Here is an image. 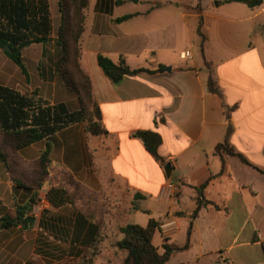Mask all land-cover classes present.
<instances>
[{"label":"crops","instance_id":"obj_1","mask_svg":"<svg viewBox=\"0 0 264 264\" xmlns=\"http://www.w3.org/2000/svg\"><path fill=\"white\" fill-rule=\"evenodd\" d=\"M114 1L90 0L81 40L80 65L106 133L93 135L74 124L19 152L0 135L15 177L33 179L46 144L51 161L49 181L30 214L33 226L0 231V264L78 263L94 248L96 260H115L124 256L117 247L120 229L145 227L150 219L169 224V235L158 231L153 240L159 252L164 242L176 247L165 264H264V4L250 9L218 2L210 8L206 0H153L139 11L127 7L130 0ZM49 6V41L22 51L28 77L0 50V85L37 91L50 105L74 111L77 98L57 73V0ZM127 15L133 17L116 22ZM185 51L190 57L182 59ZM99 54L116 63L124 59L131 69H165L114 84L98 65ZM210 77L219 93L208 89ZM229 126V143L251 166L216 154ZM146 131L160 135L158 154L169 174L137 137ZM207 181L201 199L213 204L194 215L195 188ZM170 185L178 187L176 196ZM29 197L0 158V219L15 215L16 203ZM107 243L116 258L115 251L105 253Z\"/></svg>","mask_w":264,"mask_h":264},{"label":"trees","instance_id":"obj_2","mask_svg":"<svg viewBox=\"0 0 264 264\" xmlns=\"http://www.w3.org/2000/svg\"><path fill=\"white\" fill-rule=\"evenodd\" d=\"M127 1L115 0L114 3L123 5ZM57 3L61 21L56 43L62 52L57 73L66 88L76 96L79 106L77 110L70 111L63 105H50L39 97L37 91L21 92L0 85V135L3 136L4 143L14 152L48 140L59 131L74 124H84L93 135L99 136L106 133L101 124L100 109L92 93L91 80L80 65L81 40L86 24L85 13L90 0H57ZM223 3H240L255 9L263 5L264 0H223ZM132 17L133 15H127L117 19L116 22H123ZM202 22L201 18L198 34L201 37L200 48L203 53L206 37L201 31ZM52 30L49 0H0V50L20 68L26 78L28 72L22 55L23 49L33 44L47 43ZM6 47L10 49L9 52L5 51ZM97 61L104 74L114 84L120 83L128 76L140 73L156 74L165 69L164 66H159L157 70L131 69L124 59L116 63L102 54L98 55ZM208 89L213 93H219L218 86L211 77L208 79ZM231 130L229 126L224 143L218 144L215 148L216 154L222 158L223 156L237 157L245 165L251 166L229 143ZM137 137L146 150L166 169L169 164H164L158 154V148L162 142L160 135L146 131L138 133ZM0 158L6 164L15 187L30 193L26 202L16 203L15 215L8 214L0 219V231L17 225H21L23 229H30L34 224V218L30 214L38 200L39 192L49 181L50 146L46 144V149L38 158L33 179L30 182L13 175L12 166L7 162L1 148ZM208 184L209 181L195 188L198 197L194 215L202 206L213 204L211 201L201 199ZM158 231L160 232V226L154 219H150L145 227L137 224L122 227L120 229L122 239L117 243V247L124 253L122 264H165L176 247L164 242L163 251L159 252L153 241ZM188 245L187 243L183 249H186ZM97 250L94 248L87 251L82 260L83 264H93Z\"/></svg>","mask_w":264,"mask_h":264},{"label":"rangeland","instance_id":"obj_3","mask_svg":"<svg viewBox=\"0 0 264 264\" xmlns=\"http://www.w3.org/2000/svg\"><path fill=\"white\" fill-rule=\"evenodd\" d=\"M130 1H132L133 4L130 3L129 6H127V7H129V9H138L139 11H144L145 9L149 8L148 7V2L149 1H153V0H139V3L136 4V6H135V1L136 0H130ZM157 2H158V0H157ZM205 2H204V5L208 4V6L210 8H212L218 2L223 3V0H206ZM197 35H199V34H197ZM100 244H102V243H100ZM108 245H109V243L106 244L105 253L106 254H108V253L111 254L113 251H115V258H116L117 257L116 256L117 255L116 250L115 249L113 250L112 248L107 249ZM122 259H123V254L118 256V258H116L115 260H109V261H107V260H103V261L95 260L93 264H122ZM33 262H34V264H83L84 261H78V263L77 262L76 263L63 262V261H60L58 263H54L52 261H49L48 259H46V260L42 259V260H36V261L34 260Z\"/></svg>","mask_w":264,"mask_h":264},{"label":"built area","instance_id":"obj_4","mask_svg":"<svg viewBox=\"0 0 264 264\" xmlns=\"http://www.w3.org/2000/svg\"><path fill=\"white\" fill-rule=\"evenodd\" d=\"M181 57H182V59H187V58H189L190 57V52L189 51H185L184 53H182L181 54ZM170 188H171V190H172V194H174V196H176L177 195V193H178V187H173V186H171L170 185ZM172 224V223H171ZM169 224H162L161 226H160V231L162 232V234L163 235H165V236H167V235H169V231H168V229H167V226H168Z\"/></svg>","mask_w":264,"mask_h":264},{"label":"water","instance_id":"obj_5","mask_svg":"<svg viewBox=\"0 0 264 264\" xmlns=\"http://www.w3.org/2000/svg\"><path fill=\"white\" fill-rule=\"evenodd\" d=\"M5 51H8V52H9L10 49L6 47V48H5ZM166 70H167V71H170L171 69H170V68H167ZM170 170H171L170 165H167V166H166V173L169 174V173H170Z\"/></svg>","mask_w":264,"mask_h":264}]
</instances>
